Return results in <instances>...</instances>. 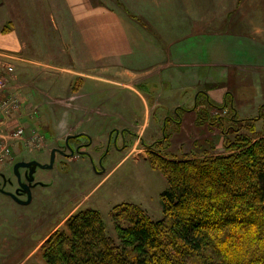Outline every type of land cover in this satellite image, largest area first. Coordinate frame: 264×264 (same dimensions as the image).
<instances>
[{"label":"rangeland","instance_id":"rangeland-1","mask_svg":"<svg viewBox=\"0 0 264 264\" xmlns=\"http://www.w3.org/2000/svg\"><path fill=\"white\" fill-rule=\"evenodd\" d=\"M127 1L105 0L131 12L143 47L106 54L98 66L105 80L92 82L53 62H28L34 73L25 71L9 85L21 102L10 124L26 132L0 165V184L29 202L0 193V264H49L47 241L85 208L101 212L118 242L116 220L125 213H116L125 204L142 207L153 220L165 216L163 159L229 154L240 139L264 136V44L245 40L238 29V0ZM124 127L130 132L123 135ZM82 131L92 137L91 155H53L74 142L67 136ZM28 162L16 168L32 175L25 177L26 193L12 169Z\"/></svg>","mask_w":264,"mask_h":264},{"label":"trees","instance_id":"trees-1","mask_svg":"<svg viewBox=\"0 0 264 264\" xmlns=\"http://www.w3.org/2000/svg\"><path fill=\"white\" fill-rule=\"evenodd\" d=\"M229 154L166 160L164 217L117 206L119 241L101 212L85 208L43 248L49 264H264V136ZM157 165V166H158ZM123 211V213H122ZM125 220V221H124ZM124 221V222H122ZM209 255L206 262L205 254ZM201 263L198 262V259Z\"/></svg>","mask_w":264,"mask_h":264},{"label":"crops","instance_id":"crops-1","mask_svg":"<svg viewBox=\"0 0 264 264\" xmlns=\"http://www.w3.org/2000/svg\"><path fill=\"white\" fill-rule=\"evenodd\" d=\"M122 1L127 5V0ZM145 1L154 6L165 0ZM237 5L236 24L244 39L264 44V0H238ZM132 17L131 12L124 14L119 8L106 5L105 0H0V56L8 57L14 64L13 82L22 74L34 73L29 63L51 62L70 68L76 75L90 76L92 82L105 80L98 73V66L104 67L106 54L114 57L138 45L143 47L140 29L132 24ZM58 35L63 39L58 40ZM89 67H96V71L89 73ZM82 118L79 121L84 123ZM149 121L144 120L145 128ZM126 131L130 129L124 127L122 134ZM81 133L91 136L87 131Z\"/></svg>","mask_w":264,"mask_h":264},{"label":"built area","instance_id":"built-area-1","mask_svg":"<svg viewBox=\"0 0 264 264\" xmlns=\"http://www.w3.org/2000/svg\"><path fill=\"white\" fill-rule=\"evenodd\" d=\"M15 66L11 60L0 56V165L6 163L12 153L13 146L26 132L24 125L11 126V116L20 110V99L17 93L10 90ZM19 123V122H18Z\"/></svg>","mask_w":264,"mask_h":264},{"label":"flooded vegetation","instance_id":"flooded-vegetation-1","mask_svg":"<svg viewBox=\"0 0 264 264\" xmlns=\"http://www.w3.org/2000/svg\"><path fill=\"white\" fill-rule=\"evenodd\" d=\"M208 102H210V100H208ZM198 106H196V108H197ZM194 108V107H193ZM195 108V109H196ZM81 133V132H80ZM77 134H79V133H77ZM71 135H76V134H71ZM84 136V138H87L88 139V141L87 142H81V141H79L80 140V137L81 136ZM72 138H74V142L71 144V146L68 148V149H58V148H56L55 149V152L56 153H60L62 156H66V157H68L69 155H74V154H76V153H85V154H89V155H91L90 153H89V151L87 150V148L88 147H90L91 145H92V137L91 136H89L88 134H84V133H82L81 135H78V136H71L69 139H68V136L66 137V140H67V142L69 143V141L72 139ZM70 145V144H69ZM72 151L74 152V153H72ZM55 153V154H56ZM80 153V154H81ZM51 155H52V153H51ZM26 168V167H25ZM12 172H13V174L16 176V179H17V182H18V184H19V187L21 188H19V191L20 192H22V191H24V192H26V193H29V189H27V187L26 186H24V185H22L23 183H25V182H27L26 180H25V177H30V178H32V175L31 176H29V175H27V174H25V172L26 171H24L23 172V174H24V176H22V173H20V172H18L17 170H16V168L15 167H13V169H12ZM11 184H12V182H11ZM0 193L1 194H3V195H5V196H8V197H11V198H13V199H15L16 201H18V202H20V203H23L22 201H25V200H23V199H20L18 196H17V192H14V191H12L11 189H8V188H6V185L5 184H3V185H1L0 184ZM27 198H28V195H27ZM20 200V201H19Z\"/></svg>","mask_w":264,"mask_h":264},{"label":"water","instance_id":"water-1","mask_svg":"<svg viewBox=\"0 0 264 264\" xmlns=\"http://www.w3.org/2000/svg\"><path fill=\"white\" fill-rule=\"evenodd\" d=\"M81 134H82V133H79V134H76V135H69V136H68V139H69L71 136H78V135H81ZM54 152H55V150H53V155H55ZM72 153H74V152L72 151ZM30 163H32V162H28V163H17V165L15 166V168H18L19 166H28V165H30ZM40 165L44 166L43 164H40ZM51 165H52V163H50V165H47V166H44V167H49V166H51ZM22 185L26 186L27 189H29V192H31V189H30V187H29L28 184L23 183ZM22 202H23V203H28L29 200L22 201Z\"/></svg>","mask_w":264,"mask_h":264}]
</instances>
